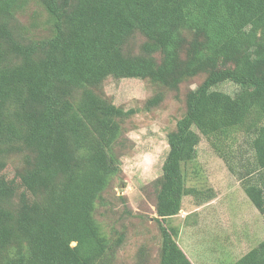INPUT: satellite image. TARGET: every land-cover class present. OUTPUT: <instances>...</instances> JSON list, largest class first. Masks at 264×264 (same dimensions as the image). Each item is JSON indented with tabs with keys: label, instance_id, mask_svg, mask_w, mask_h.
<instances>
[{
	"label": "trees",
	"instance_id": "16d2710c",
	"mask_svg": "<svg viewBox=\"0 0 264 264\" xmlns=\"http://www.w3.org/2000/svg\"><path fill=\"white\" fill-rule=\"evenodd\" d=\"M32 3L43 24L38 10L19 19ZM109 77L160 89L147 109L204 77L167 136L159 264H193L166 222L185 197H214L189 186L203 137L264 217V0H0V264H112L122 238L111 243L94 213L136 111L105 94ZM9 161L30 193L22 208L1 180ZM232 264H264V240Z\"/></svg>",
	"mask_w": 264,
	"mask_h": 264
},
{
	"label": "rangeland",
	"instance_id": "374dc122",
	"mask_svg": "<svg viewBox=\"0 0 264 264\" xmlns=\"http://www.w3.org/2000/svg\"><path fill=\"white\" fill-rule=\"evenodd\" d=\"M34 10L41 13L38 22L47 20L46 12L32 3L24 14L19 13L23 24L33 21ZM203 80H188L178 92L163 91L164 102L151 109L146 108L147 100L161 91L151 82L109 77L103 85L116 106L136 111L126 125L130 143L120 158L122 171L94 213L111 243L122 238L113 248L112 264H159L162 234L156 198L169 153L167 136L186 111V95ZM217 89L233 95L238 86L224 83ZM197 152L189 169L197 177L192 174L189 186L200 189L205 197H214L202 206L194 196L185 197L183 210L166 226L178 230V244L196 264H232L264 240V217L205 137ZM8 163L1 180L14 189L12 200L22 208L31 200L30 193L19 185L14 164Z\"/></svg>",
	"mask_w": 264,
	"mask_h": 264
},
{
	"label": "crops",
	"instance_id": "0c3cea01",
	"mask_svg": "<svg viewBox=\"0 0 264 264\" xmlns=\"http://www.w3.org/2000/svg\"><path fill=\"white\" fill-rule=\"evenodd\" d=\"M184 251H185V250H184ZM185 252H186V251H185ZM187 255H188V254H187ZM188 256H189V255H188ZM189 258H190V257H189ZM190 259H191V258H190ZM191 260H192V259H191ZM192 262H193V264H196L195 261L192 260Z\"/></svg>",
	"mask_w": 264,
	"mask_h": 264
}]
</instances>
